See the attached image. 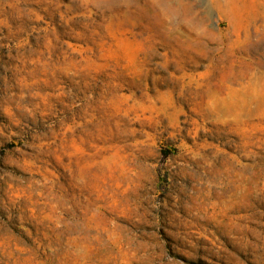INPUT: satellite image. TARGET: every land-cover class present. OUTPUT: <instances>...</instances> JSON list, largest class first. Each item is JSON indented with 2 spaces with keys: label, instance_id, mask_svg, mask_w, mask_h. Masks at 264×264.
Here are the masks:
<instances>
[{
  "label": "rangeland",
  "instance_id": "obj_1",
  "mask_svg": "<svg viewBox=\"0 0 264 264\" xmlns=\"http://www.w3.org/2000/svg\"><path fill=\"white\" fill-rule=\"evenodd\" d=\"M0 264H264V0H0Z\"/></svg>",
  "mask_w": 264,
  "mask_h": 264
}]
</instances>
